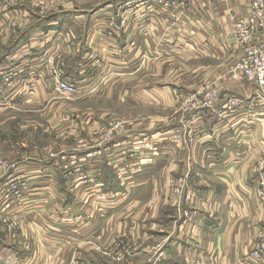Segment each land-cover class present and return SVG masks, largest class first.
I'll return each mask as SVG.
<instances>
[{"label": "crops", "instance_id": "crops-1", "mask_svg": "<svg viewBox=\"0 0 264 264\" xmlns=\"http://www.w3.org/2000/svg\"><path fill=\"white\" fill-rule=\"evenodd\" d=\"M7 2L0 0V73L14 66L19 74L12 87L0 81V98L14 107L12 127L45 125L47 109L66 117L62 106L69 102L78 104L73 107L78 119L89 112L92 121L85 127L86 141L73 135L75 143L83 139L81 144L52 149L54 158L15 151L5 156L0 147V190L14 179L23 185L21 201L5 213L0 195V264L16 258L38 264L47 255L65 260L86 251L92 241L112 240H121L116 252L124 246L140 251L122 264H251L247 257L264 225L256 173L264 157V90L229 81L224 73L239 60L230 15H247L250 1L188 0L182 13L172 14L184 15L175 28L167 27L162 14L129 12L123 2L95 10L69 0L54 8ZM166 28L174 31L163 39ZM257 41H264V28ZM161 44L168 59L183 56L188 71L183 87L170 73L162 84ZM54 71L79 84V94L63 97L54 85ZM220 73L224 76L218 78ZM206 86L219 91L220 102L187 114L186 99ZM120 95L124 111L168 105L186 114L177 112L171 120L154 113L140 119L124 114L122 120L135 122L136 128L101 136L118 114L94 116L92 97ZM232 97L242 102L228 110ZM4 123L0 118V128ZM84 126L79 120L72 128L81 133ZM179 130L184 141L173 140ZM145 139L152 140V149H146ZM65 157L82 161L72 177L63 169ZM132 209L138 217L129 221ZM7 214L20 226L14 234L5 229Z\"/></svg>", "mask_w": 264, "mask_h": 264}, {"label": "rangeland", "instance_id": "rangeland-1", "mask_svg": "<svg viewBox=\"0 0 264 264\" xmlns=\"http://www.w3.org/2000/svg\"><path fill=\"white\" fill-rule=\"evenodd\" d=\"M5 1H8L10 3H15V4L20 3V2L21 3L29 2L33 6H37V7L44 6V7H49V8L56 7V5H58V3L60 2V0H5ZM249 1H251V0H249ZM69 2H71V3L73 2V4L75 6L78 5V7H80V8L92 7V10H95L97 8L105 9L106 6L109 5L111 2L113 3V6H116V3L123 2V3H125L124 8H126L127 11H129V12L132 10H137V9H145V13L153 12V13H157L160 15L162 14L164 16V19L167 20L166 21L167 27H169V25H172L175 28L178 20H180L181 17L184 15L183 14H176V18H173L172 14L176 13L175 11H179L180 13H182L181 11L184 7H186L188 0L186 1L185 4H182L180 9L169 10V11L163 9V6L160 5L161 0H69ZM250 5L251 4L249 3V7H250ZM179 12H177V13H179ZM250 13H251V8H249V12L247 13V15H245L241 18L249 16ZM233 14L234 13H231L230 16L235 17V19H239L235 15L233 16ZM232 17H231V22L233 23L234 20L232 19ZM172 19L174 21L171 22ZM147 28H149V27H147ZM233 28L234 27L232 26L231 33H230L231 35L233 32ZM263 28H264V19H263ZM262 29L260 30V34L257 35L256 39L254 38V40L250 44H248V45H246L244 43H241V44L236 43L235 44L236 49L239 50V59L242 57L245 47H247V46H260L261 43L264 44V41H257V38L261 35ZM172 31H174V30L170 31L166 28L165 35L162 38L165 39L167 37V39H168V37H169V35H171ZM173 45H175V42L173 43ZM157 50L161 51V54H159V59L161 58L160 63H161V74H162L161 82H162V84L164 85V84L168 83L167 79H164V77L167 76V73H170V76L174 78L173 82H175L178 86L183 87L184 82L187 81L186 80L187 77H184V76L188 73V71L186 70V67H185V60H183V58H182L183 56L179 55V53H178V58L168 59V57L165 56L166 52H167V48H165L164 45H162L161 48H158ZM192 62L194 65L196 63V60H192ZM236 63H237V61L235 63H233V65H231V66L228 64L227 69L225 70L226 72L224 71L225 75H227V76L229 75L228 76L229 81H235L234 79H232L230 77V71ZM17 71L18 70L14 66H8L2 71L3 75H0V81L5 85V87L9 88V87L13 86V81L17 77V75L19 74ZM195 71H198V69L194 70V72ZM224 73L217 74L218 75L217 77L220 78ZM195 82H199L198 79H196ZM235 82L246 84L244 81H235ZM142 83L146 85V84H151L152 81L142 80ZM251 85L254 86L256 89L261 91V89L257 85H254V84H251ZM0 87H1V85H0ZM206 87H208V86H206ZM218 93H219V91H218ZM183 98H185V97H183ZM183 98L181 99L182 100L181 103L184 101ZM121 99H122L121 95L120 96H113V97H108V96H98V97H94V98L92 97V113H94V116L97 115L98 117H100V116H104L106 113H110V112L118 114V116L115 118L116 120H114V124H111L109 126V129L103 130L100 133L101 136L105 135V134L107 136V135H109L110 132H112V133H110V135H112L114 133V131H121L123 128H126V127H128V128L134 127L136 125L135 122L132 123L131 121H129L130 123H127L126 121H128V120H122L123 117L121 115H124V114H129L130 119H140V118H146L145 116L152 115L154 113V115H159L160 117L168 118V120L173 119V117L176 115L177 112L180 114H183V115L186 114L185 111L181 109V107L175 106V108L174 107L170 108L168 105H162V106H160V108H154L152 106L143 107V108L138 107V106H134L131 108L128 106L125 109L126 111H124V108L121 106V101H122ZM231 99H238V98L232 97ZM238 100L242 102L241 99H238ZM59 102H62V101H59ZM65 103H68V102H65ZM68 104H69V106H64L65 104L62 106V108H64L63 111L66 113V117H57L56 116V113L58 112L57 109L56 110L47 109V119L43 118L45 121L44 122L45 125H42L41 127H38L36 125V126L29 127V128H22V127H20V125H18V123L14 124L12 127V125L10 123L12 122L11 121L12 117H14V115H15V114H13L14 111H12V109L14 107L8 108L10 105L9 100L4 99V98H0V108H8L7 110H4L0 113L1 120L5 122L4 127L1 126V128H0V147L3 150L2 153H4L5 156H8L10 151L18 152L20 155H24V154L29 155L31 153L36 154L38 152L39 154L42 153V156H44V157L48 156L50 158H54V157H56L57 153L54 152L52 149H54L56 147H60V146H63L65 148H69V147L72 148V147H76V146L80 145L81 144V142H79L80 140L84 139L86 141L85 138L88 136V130L89 129H85V127H86V125H89L92 121V119H90L87 116L89 114V112L81 113V117L78 119V115H77V113H75L74 108H73V107H77L78 104L75 103L76 104L75 105L72 102H69ZM227 106H228V103H227ZM67 108H70V109H67ZM177 108H178V110H177ZM182 108L184 109L183 104H182ZM235 108H233V109H235ZM58 109L60 112L61 109L60 108H58ZM66 109L69 110L70 112H67ZM233 109H231V110H233ZM169 113H171V115H172L171 118L169 116H167V115H169ZM41 114L42 113H36L33 115L37 117L38 115H41ZM187 114H189V112H187ZM79 116H80V114H79ZM94 116L92 117L93 119H94ZM136 117H138V118H136ZM79 120H83V122L85 123L83 131L81 133L75 132L72 128L74 123L78 122ZM57 123L59 124L58 126L56 125ZM21 124H24V123L21 122ZM126 125H128V126H126ZM136 127H134V128H136ZM179 131H182V130H179ZM179 131L174 133L173 140H176L175 136L177 135V133ZM73 135H77V136L80 135L83 139H80V140L77 139V141L75 143V138ZM194 135H196V134H194ZM182 136H183V133H182ZM62 137H64L65 140H62L61 139ZM66 137H71V139L68 140V139H66ZM99 139H101V138H99ZM182 140L184 141L183 137H181V141ZM151 141H152L151 139H149L148 141H146V139H145V141H144L146 143L145 146H148V147H146V149H149V148L152 149V145H149V143ZM174 185L175 184H173V186ZM175 188L177 189V187H175ZM174 194L175 193L173 192V195ZM176 194L182 195L183 193L182 192H178V193L176 192ZM136 195H137V193H136ZM136 195L134 196L135 199L138 197ZM144 196L146 198V196H148L147 193H145ZM129 197H130L129 199H131V195ZM21 199H22V197L15 196V201H21ZM138 199H140V197ZM1 200H2V204L4 205V211H1V212L5 213L6 210L10 208L11 203H8L3 198ZM180 200H182V198H180ZM143 211H144V209H143ZM141 212H139V213H141ZM9 216H10L9 214L5 215L2 218V220L5 224L3 222L2 223L4 224L5 229L8 232H12V234H14V232H18L20 230V226H19L18 222L15 220V218H9ZM134 217L135 218L138 217V214H137L136 210L132 209V210H130V215L128 217V220L131 221ZM11 225H13L14 228H12ZM161 235L163 236L164 234L161 233ZM108 241H111V240H108ZM123 241L125 244H129L128 243L129 240L127 238L123 239ZM118 243H121V240H118V241L112 240L111 242H108L106 244L103 243V241L102 242L92 241V245L90 247H86V248L84 247V250H86V251H83V250L80 251L81 254L72 255L70 253L65 258V260H63L62 258L57 257V256L47 255V257H45V259L42 258L40 261H38V264H77V263H79V264H82V263L83 264H109L110 262H114L115 264H122L126 260L133 259L134 257L137 256V254H140V251L135 246L134 247L124 246L123 249H120L121 251L116 252V250H115L116 246L115 245H117ZM114 247H115V249H114ZM89 249H91V251ZM141 249H142V247H141ZM123 259H125V260H123ZM12 263L24 264V263H28V259L16 258L15 261ZM12 263H10V264H12Z\"/></svg>", "mask_w": 264, "mask_h": 264}, {"label": "built area", "instance_id": "built-area-1", "mask_svg": "<svg viewBox=\"0 0 264 264\" xmlns=\"http://www.w3.org/2000/svg\"><path fill=\"white\" fill-rule=\"evenodd\" d=\"M187 0H161L163 9L178 10L182 4H185ZM251 13L244 18L235 19L233 22V32L231 35L234 43L250 44L257 35L260 34V30L263 28L264 19V0H251L250 1ZM0 75H3L0 73ZM54 85L57 91L66 99H72L79 94V84L63 80L59 72L54 71ZM230 77L235 81H244L246 84L257 85L261 91L264 90V44L260 46H247L244 48L242 57L232 67L230 71ZM220 101V95L218 90L212 86L205 87L195 95L189 96L185 101V109L189 114H192L196 109L205 108L211 109L215 107ZM240 105L238 99H231L228 102V109L231 110ZM194 115L191 116L190 124H194ZM182 136V131H179L175 136L174 141H179ZM63 169L66 176L72 177L79 172L78 168H81L82 161L80 159L75 160L72 158H63ZM257 197L264 205V157L259 162L257 168ZM22 184L18 179H14L8 184L7 188L0 190V195L8 203L13 204L15 196L22 197ZM177 192H181L178 190ZM187 201H191V196H186ZM187 217L193 218L192 214H188ZM12 228L13 225H11ZM247 260L251 264H264V225L260 233L258 241L255 243L254 249L247 257ZM157 264H170V263H157Z\"/></svg>", "mask_w": 264, "mask_h": 264}]
</instances>
